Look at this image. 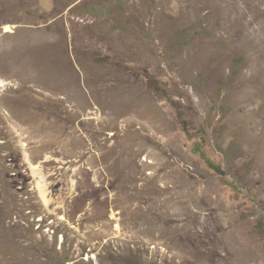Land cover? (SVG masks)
<instances>
[{
	"label": "rangeland",
	"instance_id": "374dc122",
	"mask_svg": "<svg viewBox=\"0 0 264 264\" xmlns=\"http://www.w3.org/2000/svg\"><path fill=\"white\" fill-rule=\"evenodd\" d=\"M233 7L264 21L0 0V264H264V83Z\"/></svg>",
	"mask_w": 264,
	"mask_h": 264
},
{
	"label": "bare ground",
	"instance_id": "6f19581e",
	"mask_svg": "<svg viewBox=\"0 0 264 264\" xmlns=\"http://www.w3.org/2000/svg\"><path fill=\"white\" fill-rule=\"evenodd\" d=\"M262 1L264 2V0ZM245 16V11H241L237 7L230 8L224 15V17L228 20L229 25L237 27L243 32L241 40L243 43H246L253 52V56L255 58L254 71L256 74L263 75L262 83H264V21L259 23L257 22L259 25L258 29H251V26L256 21V17L246 18ZM12 30L13 26H5V32H12ZM257 32L259 36H257ZM243 43L241 45H243ZM260 93L264 94V89L260 91ZM36 188L39 191V195L43 203L45 205L49 204L45 184L41 180H38L36 182Z\"/></svg>",
	"mask_w": 264,
	"mask_h": 264
}]
</instances>
